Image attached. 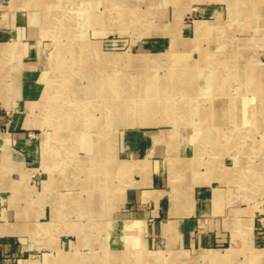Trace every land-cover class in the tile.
Segmentation results:
<instances>
[{
    "label": "rangeland",
    "instance_id": "374dc122",
    "mask_svg": "<svg viewBox=\"0 0 264 264\" xmlns=\"http://www.w3.org/2000/svg\"><path fill=\"white\" fill-rule=\"evenodd\" d=\"M14 1L3 11L36 50L22 109L43 121L34 137L50 147L46 200L57 209L46 244L19 264H220L214 249L166 245L130 221L118 163L138 130L154 133L172 192L193 185L241 234L253 210L263 230L264 0ZM247 252L222 264H262Z\"/></svg>",
    "mask_w": 264,
    "mask_h": 264
},
{
    "label": "crops",
    "instance_id": "0c3cea01",
    "mask_svg": "<svg viewBox=\"0 0 264 264\" xmlns=\"http://www.w3.org/2000/svg\"><path fill=\"white\" fill-rule=\"evenodd\" d=\"M12 1V4L16 2ZM4 6L0 0V10L3 11ZM1 16L0 264H19L21 260L29 259L25 255L30 250L46 244L44 234L49 225L45 217L48 212L53 215V211L56 215L57 209L52 200H46L51 186L49 176H45L49 160L48 152L44 153L45 140L36 141L34 137V125L43 121L32 120L22 109L27 97L23 86L31 85L29 78L32 74L30 62L25 58L36 50L28 33L24 35L22 28L12 25L17 19L16 14L10 12L8 15L3 11ZM20 86L23 92L18 98L17 87ZM8 109L15 110L10 119L5 112ZM47 147L50 149L48 143ZM125 148L129 153L118 166L122 173L128 165L130 180L119 183L117 187L122 191L121 204L126 205V211L132 216L130 221H138L139 226L143 224L151 237L159 235L166 245H178L189 250L214 249L215 261L220 264L228 259L237 260L240 252L246 249L249 261L258 263L261 260L264 264V227L262 231L258 229L253 210H250L246 218L247 228L241 234L231 223L227 226L222 210L216 208L206 193L194 191L193 185L187 183L184 192H172L153 132H133L131 142ZM105 175L108 178L109 173ZM31 176H36L40 188L35 195L38 210L30 207V200L34 198L30 193V182H35ZM203 180L199 178L196 182ZM108 182V179L102 180L109 190ZM46 183H49L48 187ZM238 211L237 208L230 210L231 213ZM37 234L42 238H37ZM227 250L228 253H223ZM214 251L220 253L217 255Z\"/></svg>",
    "mask_w": 264,
    "mask_h": 264
},
{
    "label": "bare ground",
    "instance_id": "6f19581e",
    "mask_svg": "<svg viewBox=\"0 0 264 264\" xmlns=\"http://www.w3.org/2000/svg\"><path fill=\"white\" fill-rule=\"evenodd\" d=\"M46 1H47V0H46ZM62 47H63V46H62ZM63 48H64V47H63ZM65 66H66V65H65ZM184 75H185V74H184ZM179 77H180V76H179ZM93 82H94V81H93ZM92 84H93V83H92ZM65 91H66V90H65ZM92 91H93V90H92ZM92 91H91V92H92ZM118 92H119V91H118ZM146 92H147V91H146ZM86 93H87V92H86ZM92 93H93V92H92ZM115 93H116V92H115ZM144 93H145V92H144ZM120 94H121V92H120ZM147 94H148V93H147ZM94 95H95V94H94ZM154 95H155V94H154ZM112 96H113V95H112ZM85 97H86V96H84V99H85ZM102 98H103V97H102ZM104 98H106V97H104ZM119 98H120V97H119ZM80 99H81V98L76 97V98H75L76 103H78V101L81 102ZM84 99H83V100H84ZM85 102H86V101H85ZM69 104H70V103H69ZM74 105H75V104H74ZM60 106H61V105H60ZM85 106H86V105H85ZM67 107H68V105H67ZM71 107H72V106H71ZM80 107H81V106H80ZM80 107L77 106L76 108L79 109ZM116 107H117V106H116ZM74 108H75V107H74ZM85 108H86V107H85ZM85 108H84V109H85ZM58 109H59V108H58ZM78 109H76V110H78ZM87 109H88V108H87ZM73 111H74V110H73ZM70 114H71V113H70ZM72 117H73V116H72ZM64 118H65V117H64ZM64 118H63V119H64ZM64 120H65V119H64ZM64 120H63V121H64ZM70 121H71V120H70ZM142 122H147V123H148L149 120H147V119H146V120H142ZM73 123H74V122H73ZM65 125H66V123H65ZM67 125H68V124H67ZM67 127H68V126H67ZM61 139H62V138H61ZM45 141H46V140H45ZM47 143H48V142L46 141V142H45V145H44V153H47V152H48ZM49 148H50V147H49ZM45 155H46V154H45ZM47 158H48V157H47ZM125 168L127 169V166H125ZM48 185H49V183H46V187H47ZM51 185H52V184H51ZM176 217H177V216H176ZM120 244H121V243H120ZM122 245H123V244H122ZM117 246H118V245H117ZM122 248H123V247H122ZM111 251H112V250H111ZM122 251H123V249H122ZM107 253H108V252H107ZM112 253H114V252L112 251ZM62 255H63V254H62ZM107 256H108V255H107ZM126 256H127V255H126ZM63 257H64V256H63ZM53 259H54V258H53ZM64 259H65V258H64ZM147 260H148V259H147ZM161 260H162V259H161ZM52 261H53V260H51V259H49V258L47 259V263H50V264H51ZM138 261H139V260H138ZM54 264H56V263H54Z\"/></svg>",
    "mask_w": 264,
    "mask_h": 264
}]
</instances>
